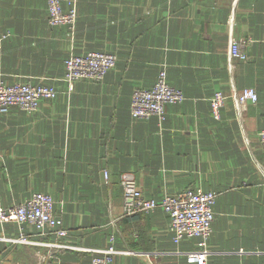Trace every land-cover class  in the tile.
<instances>
[{"label": "crops", "instance_id": "crops-1", "mask_svg": "<svg viewBox=\"0 0 264 264\" xmlns=\"http://www.w3.org/2000/svg\"><path fill=\"white\" fill-rule=\"evenodd\" d=\"M61 3L76 11L72 26L48 23L47 0H0V74L56 94L33 113L0 112V206L46 193L72 246H112L111 264H195L186 254L198 238L174 242L161 208L124 214L119 178L132 172L148 198L216 194L207 264H264V0ZM246 38L247 59L229 60L230 41ZM88 52L114 54L116 64L98 82L66 84L64 60ZM161 70L185 99L162 121L131 117L133 91L151 88ZM244 88L257 100L237 108L230 96ZM216 92L227 97L218 120ZM21 231L27 244L9 240ZM55 241L48 230L0 224V264H91L93 253L50 248Z\"/></svg>", "mask_w": 264, "mask_h": 264}, {"label": "built area", "instance_id": "built-area-1", "mask_svg": "<svg viewBox=\"0 0 264 264\" xmlns=\"http://www.w3.org/2000/svg\"><path fill=\"white\" fill-rule=\"evenodd\" d=\"M48 23L51 26H72L76 21V11L73 7L66 11L61 0H47ZM8 34H0V44ZM252 43L249 38L231 40L229 45V60H246L245 51L241 46ZM117 57L107 52H88L83 55L71 56L64 60L63 81L70 85L77 80L98 82L116 64ZM55 90L51 86L31 82L7 83L0 74V112L14 106L25 113L37 111L39 102L43 99H53ZM230 98L237 108L248 101L254 103L257 94L252 88L233 91ZM185 99L183 93L172 87L166 80L164 70L159 72L154 85L149 89H135L130 100V115L135 119L165 118L167 105L180 104ZM227 99L221 92H216L209 99L213 119L220 118V111ZM258 141L264 152V129L257 133ZM119 186L123 197V212L126 216L149 214L156 208H161L167 215L168 231L174 242L184 238H198V249L186 254L187 261L195 264H207L209 255L208 240L211 235V225L214 218L213 205L216 194L201 189H185L177 194L165 195L160 200L145 197L139 188L132 172L120 175ZM13 223L20 229L29 225L40 232L51 231L57 241L48 244L50 248H71L86 253H93L91 264H111L116 250L109 246L102 250L84 249L72 246L67 241V231L62 227V221L54 214V200L46 193H35L19 204L4 208L0 206V224ZM5 239V238H3ZM63 242H59V240ZM14 243L27 244L29 241L19 232V237L9 239ZM112 240V237L110 238Z\"/></svg>", "mask_w": 264, "mask_h": 264}]
</instances>
